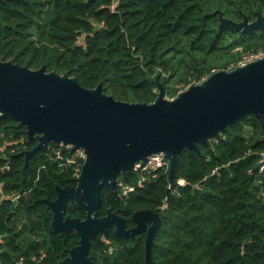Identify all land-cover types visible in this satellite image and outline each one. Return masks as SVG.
<instances>
[{"label": "trees", "instance_id": "1", "mask_svg": "<svg viewBox=\"0 0 264 264\" xmlns=\"http://www.w3.org/2000/svg\"><path fill=\"white\" fill-rule=\"evenodd\" d=\"M257 13L264 0H0V59L45 65L88 88L102 82L116 99L151 103L160 85L172 98L264 49V28L243 32L220 19L252 21ZM36 144L25 125L0 118V264H57L79 241L74 230L53 229L45 199H56V186L76 185L84 159L49 142L26 161L22 152ZM198 146L182 150L174 184L167 166L136 167L119 178L132 188L123 194L118 186L123 198L104 187L100 215L110 205L130 227L136 210L159 212L152 264H264L260 120L246 116ZM66 214L86 211L68 203ZM145 237L124 238L110 227L91 237L84 264H145Z\"/></svg>", "mask_w": 264, "mask_h": 264}, {"label": "water", "instance_id": "2", "mask_svg": "<svg viewBox=\"0 0 264 264\" xmlns=\"http://www.w3.org/2000/svg\"><path fill=\"white\" fill-rule=\"evenodd\" d=\"M220 19L243 32L264 28L261 13L252 21L246 15L241 21L222 14ZM249 115H255L264 128V56L229 70H216L172 98L160 85L151 103L116 99L104 92L102 82L88 88L76 76L47 70L45 65L33 69L0 59V118L25 125L28 142L37 139L32 149L22 152L26 161L49 142L85 152L76 185L56 186V199H45L53 213V229L74 230L79 236L78 244L57 264L89 261L91 237L107 234L110 227L124 238L146 231L145 264H152L154 238L162 224L160 213L136 210L132 215L136 224L127 228L124 217L116 212L100 215L102 189L117 194L120 176L144 166L149 156L158 153L168 162L167 174L174 184L183 149L199 152L200 142L207 143ZM68 203L80 205L86 216L67 215Z\"/></svg>", "mask_w": 264, "mask_h": 264}, {"label": "built area", "instance_id": "3", "mask_svg": "<svg viewBox=\"0 0 264 264\" xmlns=\"http://www.w3.org/2000/svg\"><path fill=\"white\" fill-rule=\"evenodd\" d=\"M262 56H264V49L259 50L257 53L246 56L245 59L241 63H245V62L251 61L255 58L262 57ZM76 154L77 156L83 159L85 158V152L83 149H77ZM166 166H168V162L165 160L164 155L162 153H158V154H153L149 156L144 166L140 167L138 165L137 167L141 171H151V170H155V169L166 167ZM263 168H264V163L262 164V169ZM142 182H143V178L140 180L139 184L141 185ZM179 183L186 184V181L185 179L181 178L179 179ZM119 185L123 187V194H127L132 189L131 187L124 185L123 182H119ZM18 196L19 194H16L15 196H13V199H17ZM18 264H23V262L20 261Z\"/></svg>", "mask_w": 264, "mask_h": 264}, {"label": "flooded vegetation", "instance_id": "4", "mask_svg": "<svg viewBox=\"0 0 264 264\" xmlns=\"http://www.w3.org/2000/svg\"><path fill=\"white\" fill-rule=\"evenodd\" d=\"M119 182H120V180H119ZM119 182H118V186H119ZM111 194L114 196L113 198H115V199H117V198H119V199H121V198H123V196H121V194L119 193V191H118V193L117 194H115L114 192H112L111 191ZM109 197V199H108V202L110 203L112 200H113V198L112 197H110V196H108ZM107 202V203H108ZM104 203V201H103V198H102V202H101V205H100V207H99V210H100V208H101V206H102V204ZM106 203V202H105ZM85 210V209H84ZM106 214L108 213V210H113L112 209V207L110 206V205H107V207H106ZM138 210H141V209H138ZM114 212V211H113ZM105 214V215H106ZM86 216V215H85ZM103 216V215H102ZM136 224V223H135ZM135 224L133 225V226H135ZM133 226H130V227H127V228H131V227H133ZM142 233H144V234H147V232L146 231H144V232H142ZM141 233V234H142ZM146 238V237H145ZM77 245V244H76Z\"/></svg>", "mask_w": 264, "mask_h": 264}]
</instances>
